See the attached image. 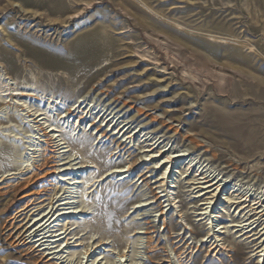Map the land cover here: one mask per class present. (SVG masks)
I'll list each match as a JSON object with an SVG mask.
<instances>
[{
  "label": "rangeland",
  "instance_id": "rangeland-1",
  "mask_svg": "<svg viewBox=\"0 0 264 264\" xmlns=\"http://www.w3.org/2000/svg\"><path fill=\"white\" fill-rule=\"evenodd\" d=\"M38 1L0 0V81L35 95L0 111V264H177L176 248L186 252L182 264H263L252 233L232 228L239 210L224 202L200 210L188 180L195 168L264 201V0ZM59 9L68 22L49 23ZM35 30L44 34L35 39ZM80 104L84 122L65 117ZM126 124L131 139L116 135ZM44 132L68 147L48 152L44 178L23 182L41 164ZM156 141L183 162L156 168L161 158L145 147ZM57 165L68 170L57 174ZM53 193L73 197L80 213L52 231L67 225L91 256L78 247L47 261L18 244V227L32 219L15 220L19 209ZM210 238L217 255L202 242Z\"/></svg>",
  "mask_w": 264,
  "mask_h": 264
},
{
  "label": "bare ground",
  "instance_id": "bare-ground-1",
  "mask_svg": "<svg viewBox=\"0 0 264 264\" xmlns=\"http://www.w3.org/2000/svg\"><path fill=\"white\" fill-rule=\"evenodd\" d=\"M36 5L37 6H45L46 2L41 0V1H38ZM66 12H67V9L65 11H63V9L53 10V13H62V14L59 17H55V19L50 20L49 23H54V24L55 23H60V24L67 23L68 19H69V15L66 16L65 18H62L63 14ZM38 26L34 25L32 28H35ZM34 32H35V34H33L31 36L32 37L35 36L36 37L35 39H37L38 37H41V35L44 34L43 32H41V30H35ZM38 32H41L40 35H37ZM10 86H11V84H10ZM10 86L6 85L4 83V81H0V87H1L0 88V111L1 110L6 111L7 109H9L10 107H13L15 105L20 106L21 105L20 104L21 98H24V97L34 98L35 97V95L32 93H29V92L24 93L23 91H20V90L14 89V88L12 89V87H10ZM55 104H60V103H55ZM80 106H81V104L78 105L77 107H75L73 105L68 109L64 108L65 117L68 116V117L76 118L79 121V123L84 122L86 120V115L83 116V114L81 112H79V109L81 108ZM14 108H17V107H14ZM39 116H42V115L35 116V118H33V119H36V117H39ZM104 116L105 115H103L100 118V120H102V122H104V119H103ZM32 117H34V114L32 115ZM152 118H154V117H152ZM41 120H43V119L41 118ZM109 122H111V123L108 126H110L113 123V120L112 121L108 120L107 124ZM127 126H128V124L124 125L123 127H121L119 125L117 128H115V130H117L116 135L121 134L122 137L126 136L127 139H131V136L129 134H127V131L129 128H127V130H125ZM95 129L98 130V133L100 132V134L103 138L108 137L109 139H111L109 137L107 131L102 132L98 126H96ZM41 130L43 131L45 129L42 128ZM172 130L175 133L177 132V129H172ZM50 132H53V129H51ZM50 132H44V135H43L46 138V146L47 147L45 149H43L44 151L40 155L41 164L40 165H34L33 164L32 166L34 167L33 168L34 172L32 173V177L30 176V177L26 178L25 181H23V182H27V181L31 182V181H33L32 179L35 176H40L41 179L44 178V176H46V175H40L41 174L40 172L43 170V168H46L48 163H49V158L46 157L48 152H51L52 154H59L61 149H65L68 147L65 144H62V145L59 144V142L61 140L58 141V143H57L55 141L56 138L54 139L53 135H49ZM188 140L191 143L194 142L193 138H188ZM163 142L164 141H162L161 143H158V141H156V142H152V143L148 144L147 146H145L148 150V153L150 152L152 155H158L159 158H161V160H159L155 164L156 168L160 163H163L164 165H173V164L175 165V164H180L181 162H183V159H182L183 156H181V155L172 156L169 153H166V151L162 152V150H156L158 148V146H160V144H162ZM61 146H63V147H61ZM116 146L118 148L122 147L121 150H124V147H125V146H123V143H119V142L116 144ZM129 156H130V154H129ZM57 158H59V157H57ZM69 163H70V161H69ZM69 163H66V164H69ZM57 166H58V168L56 169L57 174L63 173L64 171L68 170L66 168H60L59 167L60 165H57ZM131 166L135 167L136 161H132V164H128V166H127L128 170L126 172H129L131 170V168H132ZM190 168H191V165H188L187 171H189ZM194 170H195V168L192 170V172H195V175L191 179L188 180V183L190 184L189 187H193V191H196L195 194L198 195L197 198H201L199 201L202 202V204L200 206H202L203 208L200 210L205 211L209 207H212V206H214V204H218L220 202L226 203L229 206V208H231V209L234 207V210H237L236 212H238V210H239V213H237V214L242 215V218L240 219L241 221H238V222H236L235 225H232V228H234V227L240 228V232L245 231L244 234L245 235L247 234V236H248V234L251 235V233H252L251 237L255 238V239L251 243H255L257 241V243H255V245H254V247H256L254 251H256L257 253H261L264 256V201H261L260 199L259 200H257V199L251 200L249 197L245 196L244 194L243 195H241L239 193L234 194V192L230 193V191L226 188L225 184L221 180H218L217 177H214L212 175V173L210 175H207V173L205 174V173H202L200 171L197 174V172L199 170H196V171H194ZM113 172L123 174L125 171L123 168H120V169L114 170ZM164 175L165 174H162L161 176H164ZM7 176H10V175H7ZM142 176L143 175H140L139 178H141ZM62 181H63V179H62ZM90 182H92V180ZM33 184L35 187L39 186V184H37V182H33ZM73 184H75V183H73ZM155 184L156 185L158 184V186H157L158 189H160L162 186L165 187L166 182L164 181V177L157 179L155 181L154 185ZM28 185H29V183H28ZM93 185H91V187ZM17 187L15 188L16 190H17ZM25 188H27V187H25ZM164 191L165 190L163 189L162 192H164ZM228 193H230L229 196H227ZM15 194H17V193H15ZM34 194H35L34 190L29 189L25 193L24 197H22V198L25 201L28 198H30V196H33ZM47 195L48 194H46L45 195L46 198L44 197L43 199H42V197H39V198H35L32 200L26 201L24 203V205L21 207V209H19V211L17 212L14 219L17 220V219L22 217L20 222L24 221L25 219L28 220V218L32 217L31 220L23 223L20 227H18V231H19L18 235H17L18 244H20L21 246H28L27 249H28V251H30V253L41 254V257H43V259H47L46 257H49L47 259V261L53 260V258H51L50 256L58 255L59 253H62L63 250L68 251L70 249L78 248V247L82 248L81 251L83 252L84 255L91 256L90 251H91L92 247L84 246L81 243L77 242L78 239L76 237H71L72 232L69 230V228H67V225H62V227L59 230H56L54 232L52 231L53 228H56V226H57V225H53V224L55 222H59L57 220L58 218L66 217L65 219H67V216H70V215L72 216V215L80 213V212H78V208L73 207V205H75V202L71 201L73 199V197L60 199L62 197V195L58 196L57 193L50 194V195H48V197H47ZM164 196L166 197L167 194ZM225 196H227V197H225ZM161 198H163V197L158 196L157 193H154V195L152 196V199H155L154 203H157L158 207H160V208L162 207L160 205ZM167 201L170 202L169 199ZM58 208H60V209H58ZM35 213H37V214L33 217V215ZM201 214L203 215L205 213H201ZM160 216H163V212H160ZM54 217H55V219L52 220ZM161 221L164 225L165 224L164 219H162ZM258 227H263V228L259 231ZM150 229H153V227L146 228V231L144 234L149 235L150 232L148 230H150ZM48 233H52L54 235L52 236V235H49ZM212 236H214V235H212ZM207 241H208V239L207 240L203 239V241H202V242H205L204 245H206L208 243V246H207L208 251L207 252H210L213 255H217L219 253V251L221 250V247L219 246L220 244L219 245L215 244L216 242H212L211 238H210V241H208V242ZM55 243H59V244L56 247H51L50 249H47L49 246H51ZM204 245L202 243L201 246L203 247ZM46 246H47V248H46ZM99 247L96 246V248H94V249H99ZM60 248H61V250H60ZM156 249H157L156 245L153 244L152 238L150 236L147 237V250H148V252H151V254H154V253H156ZM44 250L50 251V252L42 253V251H44ZM173 251H174V254H175L176 259H177V261H176L177 264H182L183 263L182 256L186 253L185 250L183 252H180L179 249L176 248V249H173ZM92 253H94V251ZM124 257H125V255L122 254L119 256V259L124 258ZM167 258L169 260V257H167ZM166 263L171 264L170 261H166ZM262 263L264 264V259H263Z\"/></svg>",
  "mask_w": 264,
  "mask_h": 264
}]
</instances>
